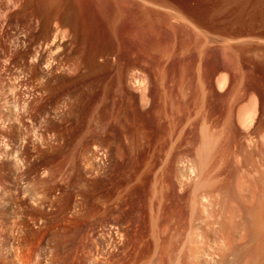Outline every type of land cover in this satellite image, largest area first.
Masks as SVG:
<instances>
[{
    "label": "rangeland",
    "instance_id": "374dc122",
    "mask_svg": "<svg viewBox=\"0 0 264 264\" xmlns=\"http://www.w3.org/2000/svg\"><path fill=\"white\" fill-rule=\"evenodd\" d=\"M167 1L0 0V264L259 262L264 0Z\"/></svg>",
    "mask_w": 264,
    "mask_h": 264
},
{
    "label": "bare ground",
    "instance_id": "6f19581e",
    "mask_svg": "<svg viewBox=\"0 0 264 264\" xmlns=\"http://www.w3.org/2000/svg\"><path fill=\"white\" fill-rule=\"evenodd\" d=\"M161 2H162V4H168V1L167 0H161ZM264 137V136H263ZM264 145V144H263ZM252 146V145H251ZM255 146H256V143H255ZM261 147V146H260ZM256 148V147H255ZM254 149V148H253ZM262 149V148H261ZM255 153H256V151H255ZM254 153V154H255ZM252 154V153H251ZM250 154V155H251ZM259 154V153H258ZM252 156V155H251ZM249 158V157H248ZM256 164V163H255ZM258 164V163H257ZM252 165H254V164H252ZM253 167H255V166H253ZM260 167V166H259ZM255 169H257V168H255ZM254 169V170H255ZM260 170V169H259ZM231 174H232V172H231ZM231 182H232V180H230ZM230 182V183H231ZM233 183V182H232ZM247 183V182H246ZM248 184V183H247ZM229 185H231L233 188H234V185H232V184H228L227 186H229ZM230 186V187H231ZM248 187H249V185H247ZM251 186V185H250ZM231 187V188H232ZM230 188V190H232L233 191V189H231ZM242 188H244V186L242 187ZM241 188V190H243V191H245V189H242ZM245 188H247V187H245ZM254 188H256V187H254ZM228 189V188H227ZM248 190H249V188H247ZM246 189V190H247ZM250 189L252 190V192L251 191H247V192H250V193H253V187L251 186L250 187ZM255 191V190H254ZM231 192V191H230ZM246 192V191H245ZM232 193V192H231ZM229 194V193H228ZM244 194V193H243ZM246 194V193H245ZM253 194H255V193H253ZM253 194H252V196H253ZM230 195V194H229ZM256 195V194H255ZM231 196V195H230ZM252 196H250L252 199L255 197H252ZM229 197V196H228ZM233 199V198H232ZM235 199H238V198H235ZM231 200V199H230ZM234 200V199H233ZM240 200V199H239ZM243 201V200H242ZM244 202V201H243ZM252 202V201H251ZM247 203H249V202H247ZM252 203H254V202H252ZM241 204H242V202H241ZM250 205V204H249ZM256 205V204H255ZM259 205V204H258ZM247 206V205H246ZM245 206V207H246ZM261 206V205H260ZM229 207V206H228ZM257 207V206H256ZM241 208H243V207H241ZM244 209V208H243ZM250 209H252V208H250ZM245 210V209H244ZM253 210V213H251L250 214V218H251V222L248 220V222H250L249 224H250V231H249V233H252L253 235H256V237H257V239L259 240V242L255 245V247H254V249H253V251H252V254H253V256L255 257V259H258L259 257L258 256H260V257H263L264 256V246H263V243H262V241L264 242V240L262 239L263 237H264V234L263 233H261L264 229H262V228H264L263 226H264V215H262V213L260 214V212H262V211H260L259 212V215H260V217H258L255 213H258V211L257 212H255L256 210H255V207L252 209ZM252 210H249V211H251L252 212ZM255 210V211H254ZM263 210V209H262ZM246 211V210H245ZM255 212V213H254ZM231 213V212H230ZM252 214H254V215H252ZM252 215V216H251ZM263 217H262V216ZM248 224V225H249ZM262 225V226H261ZM262 227V228H261ZM245 228V227H244ZM248 228V227H247ZM248 230V229H247ZM262 230V231H261ZM244 231H245V229H244ZM264 232V231H263ZM233 233V232H232ZM248 233V232H247ZM246 233V234H247ZM227 235H228V233H227ZM226 235V236H227ZM235 235V234H234ZM261 235H263V237H261ZM245 236V235H244ZM248 236V235H247ZM247 236H245L244 238H246ZM232 237H234L235 238V236H232ZM226 238V237H225ZM232 239V238H231ZM255 239V241H254V243L256 242V238H254ZM261 239V240H260ZM245 240H248V239H245ZM257 240V241H258ZM251 241V240H250ZM251 243V242H250ZM249 243V244H250ZM246 245V244H245ZM252 245V244H251ZM249 246V245H248ZM246 252V251H245ZM254 259V258H253ZM253 260V261H255V263L257 262V261H259V262H257V263H260V264H262V262H264V260H263V258H262V260L263 261H260V260ZM256 263V264H257ZM264 264V263H263Z\"/></svg>",
    "mask_w": 264,
    "mask_h": 264
}]
</instances>
